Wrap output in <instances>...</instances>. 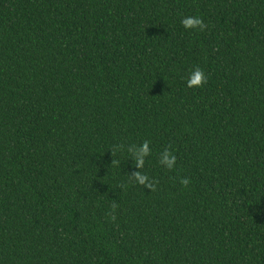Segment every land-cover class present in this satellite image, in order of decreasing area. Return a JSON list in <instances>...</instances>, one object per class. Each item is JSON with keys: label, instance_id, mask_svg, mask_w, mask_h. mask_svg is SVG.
<instances>
[{"label": "trees", "instance_id": "1", "mask_svg": "<svg viewBox=\"0 0 264 264\" xmlns=\"http://www.w3.org/2000/svg\"><path fill=\"white\" fill-rule=\"evenodd\" d=\"M0 264H264V0H0Z\"/></svg>", "mask_w": 264, "mask_h": 264}, {"label": "clouds", "instance_id": "2", "mask_svg": "<svg viewBox=\"0 0 264 264\" xmlns=\"http://www.w3.org/2000/svg\"><path fill=\"white\" fill-rule=\"evenodd\" d=\"M183 26L188 29H203L204 24L202 20L198 17H185L182 19ZM207 83V76L203 69L197 67L193 73L190 74L189 78L187 79V86L193 87V86H203ZM149 145L146 141L142 146L135 149V159L137 160V166H141L143 163V157L149 154ZM162 163L166 164L168 168H171L175 163V157L171 156L167 151L163 155ZM136 179L141 184H146L147 177L145 175H142L140 173L136 174ZM183 183L187 184L188 181L184 180ZM150 187V185H147Z\"/></svg>", "mask_w": 264, "mask_h": 264}]
</instances>
